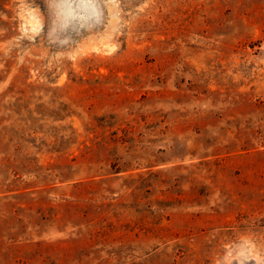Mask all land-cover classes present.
Here are the masks:
<instances>
[{"label": "rangeland", "instance_id": "374dc122", "mask_svg": "<svg viewBox=\"0 0 264 264\" xmlns=\"http://www.w3.org/2000/svg\"><path fill=\"white\" fill-rule=\"evenodd\" d=\"M0 264H264V0H0Z\"/></svg>", "mask_w": 264, "mask_h": 264}]
</instances>
